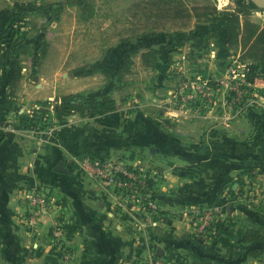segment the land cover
<instances>
[{"label":"rangeland","instance_id":"obj_1","mask_svg":"<svg viewBox=\"0 0 264 264\" xmlns=\"http://www.w3.org/2000/svg\"><path fill=\"white\" fill-rule=\"evenodd\" d=\"M57 1L61 0H0V28L7 19L3 10L15 12L27 3L40 7ZM79 1L80 5H65L59 15L43 25L40 23L44 18L39 12L44 11L42 8L28 7L25 24L16 22L19 23L16 27L27 32L31 45L41 40L39 28L45 27L49 46L31 72L24 63V78L13 103L9 104L0 93V128L10 130L17 126L15 114L29 112L36 107V101L79 92L111 95L117 104L116 112L125 124L133 115L141 116V121L145 116L156 125L166 124L171 129L185 122L192 128L190 142L197 149L206 144L208 123L217 129L231 126L237 133L242 126L248 142L255 139L256 123L264 117V85L248 75L240 48L226 47L224 22H211L193 14L176 17L171 12H159L155 5L159 3L163 7L161 0ZM209 1L217 14L224 15L233 11L239 0ZM252 1L256 8L250 10L248 18L262 25L264 5L257 3L260 0ZM151 48L158 56L152 66H146L141 63L140 53ZM124 60L129 61L128 70L116 73ZM80 67L92 71L91 74L79 75ZM259 71H264V62ZM139 121L138 118L136 122ZM58 125L21 129L30 138L32 134L34 139L43 142L54 134ZM140 156L141 161L124 165L140 171L141 175L144 173L146 181L150 170H155L157 175L167 168V163L152 160L156 158L148 150ZM149 161L154 164L150 166ZM233 164L237 170L242 169L233 174L230 181L235 184L225 194L229 210L194 206L179 212L189 218L190 232L202 242L217 241L215 222L226 218L232 222L227 227L233 235L237 229L247 228L261 229L264 234V221L263 225L258 222L264 220V182L256 177L254 164L249 167ZM195 165L202 171L199 164ZM30 189L41 190L46 196L43 206L23 198L26 229L33 232L39 219L46 216L56 219L54 215L62 213L63 198L46 186ZM127 199L125 202L134 204L141 215H155L154 203L141 193L134 197L130 194ZM50 227V233L59 228L54 220ZM252 250L262 251L264 261V248ZM147 252L146 259L151 252L158 256L154 247Z\"/></svg>","mask_w":264,"mask_h":264},{"label":"crops","instance_id":"obj_2","mask_svg":"<svg viewBox=\"0 0 264 264\" xmlns=\"http://www.w3.org/2000/svg\"><path fill=\"white\" fill-rule=\"evenodd\" d=\"M116 111L70 115L43 142L15 125L0 128V264H144L152 247L158 256H179L187 264H264L263 256L248 255L253 248H264V234L251 243L223 235L213 243L202 242L190 232L189 218L179 213L194 206L229 210L225 194L235 184L233 174L242 169L235 162L240 167L254 164L256 177L264 182V117L251 142L242 126L237 133L231 126L217 129L208 123L206 144L197 149L185 122L171 129L145 116L136 122L133 115L125 124ZM142 150L167 163L157 175L155 170L146 173L152 181L146 198L155 212L150 217L125 202V188L80 169L84 159L135 164ZM58 163L65 171L55 172ZM195 164L202 170L195 178L172 172ZM31 186H46L63 198L62 213L39 219L33 232L26 229L23 202ZM50 220L57 223V234L50 233Z\"/></svg>","mask_w":264,"mask_h":264},{"label":"trees","instance_id":"obj_3","mask_svg":"<svg viewBox=\"0 0 264 264\" xmlns=\"http://www.w3.org/2000/svg\"><path fill=\"white\" fill-rule=\"evenodd\" d=\"M209 2V0H161L163 7L159 3H156L155 6L157 11L171 12L170 14L176 17L193 14L195 17L204 18L211 22H224L226 47L229 49L239 47L242 52L241 57L246 62L248 75L253 76L258 84L264 85V71L257 72L261 63L264 62V23L259 25L248 18L250 10L256 8L255 3L252 0H239L233 11L219 15L215 7ZM171 3L173 5H169ZM67 4L80 5L81 2L79 0H61L40 7L27 3L15 12L2 11L7 13V19L0 28V93L9 104L16 99L19 84L24 78V63H27L29 72H31V69L36 67L41 58L45 56L49 46L45 27L39 28L41 40L37 45H31L27 40V32L20 29V27H16L15 24L20 22V24H25V20L28 18V7L44 10L39 11L40 16L44 18L43 22L40 23V25H43L48 23L50 18L59 15ZM157 56V52L151 48L140 53V60L142 64L152 66ZM128 65L129 61L124 60L116 73L120 74L127 71ZM78 72L79 75L83 76L90 75L92 71L80 67ZM34 104H36V107L31 108L29 112L15 114L17 127L30 130L38 126L59 123L73 114L81 117L101 116L117 109L116 101L109 94L94 96L79 92L64 94L55 97L53 100L36 101ZM172 172L175 175L190 179L201 174L196 165L174 167ZM146 183L149 189L152 181L149 180ZM231 224L232 222L228 218L217 220L215 222V238L219 239L223 235L229 239H234L237 243H251L257 241L263 235L261 229L254 228L237 229L236 235H233L232 231L228 229ZM261 252L251 250L248 255L253 258H261L263 254ZM176 261L178 264H187L179 256Z\"/></svg>","mask_w":264,"mask_h":264},{"label":"built area","instance_id":"obj_4","mask_svg":"<svg viewBox=\"0 0 264 264\" xmlns=\"http://www.w3.org/2000/svg\"><path fill=\"white\" fill-rule=\"evenodd\" d=\"M80 169L88 172L92 178L109 182L112 185L125 188L128 195L134 197L139 193L146 196L144 193L147 189L146 177L140 171L128 169L126 165L118 161L99 160V159H84L80 163ZM25 198L31 200L35 205H44L46 196L41 190L29 189L25 193ZM138 199V198H136ZM58 230V229H57ZM53 231L57 234L59 231ZM144 264H178L176 257L167 258L155 256L153 252L148 254V258Z\"/></svg>","mask_w":264,"mask_h":264},{"label":"water","instance_id":"obj_5","mask_svg":"<svg viewBox=\"0 0 264 264\" xmlns=\"http://www.w3.org/2000/svg\"><path fill=\"white\" fill-rule=\"evenodd\" d=\"M255 2H257V1H255ZM257 3H260V4H263L264 5V0H260ZM161 90H163V89H161ZM55 171H57V172H63V171H65L64 168H63V164L62 163H58L57 167L55 168Z\"/></svg>","mask_w":264,"mask_h":264}]
</instances>
